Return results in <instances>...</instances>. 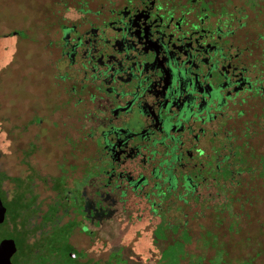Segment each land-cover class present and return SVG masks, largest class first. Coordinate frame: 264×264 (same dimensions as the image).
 <instances>
[{
  "label": "flooded vegetation",
  "instance_id": "obj_1",
  "mask_svg": "<svg viewBox=\"0 0 264 264\" xmlns=\"http://www.w3.org/2000/svg\"><path fill=\"white\" fill-rule=\"evenodd\" d=\"M14 1L44 24L33 23L41 50L31 66L9 64L16 35L0 0V244H13L9 264L58 261L46 229L54 214L78 215L84 227L81 215L108 212L147 232L160 216L208 219L234 197L264 202V0ZM43 110L66 126L73 145L63 150L79 159L71 210L67 180L42 184L54 175L35 143ZM78 238L60 248L70 259L85 243Z\"/></svg>",
  "mask_w": 264,
  "mask_h": 264
},
{
  "label": "rangeland",
  "instance_id": "obj_2",
  "mask_svg": "<svg viewBox=\"0 0 264 264\" xmlns=\"http://www.w3.org/2000/svg\"><path fill=\"white\" fill-rule=\"evenodd\" d=\"M5 1H9L8 9L4 11L11 20L9 31L16 35L14 40L9 38L10 44L16 42L15 47L11 46L9 50V64L17 62V65H20L19 58H22L25 59L26 67L31 66L33 61L29 60L31 52L40 48L37 35L42 28V26L36 27L33 23L44 24V19L43 22H38L40 11L36 8L27 6L25 11L23 9L17 11L21 9L18 1ZM29 2L31 0H26V4ZM40 2L43 6L48 0H40ZM27 15L32 22L27 20ZM13 18L15 19L12 21ZM19 51L20 55L16 57ZM42 66H44L43 61ZM42 76L44 78V73ZM1 81L0 79V83ZM22 85L28 86L27 81L22 80ZM20 89L22 90L21 84ZM39 89L42 96H46L45 92L43 93L44 87L39 86ZM33 90H28V93L31 94ZM14 123L19 127L22 126V122L17 119ZM26 124L24 123L23 127L27 128ZM36 125L35 143L40 148L42 169L50 167L54 170V175L50 176L51 172H48L49 174L43 177L42 184L49 182L61 185L67 180L68 185L64 188L67 202L64 201V206L71 210L74 206L72 198L77 189L74 167L79 159L76 154L67 152L63 148L72 146L73 141L68 136L66 126L58 124L56 119L45 114L44 110L41 119L36 120ZM14 130L18 132L16 128ZM257 172L264 178V157L259 162ZM257 207L263 211L256 212ZM217 209L223 212H214L208 219L201 216L193 218L160 216L155 218L147 232L133 226V218L117 219L108 212L101 213L97 217L93 211L86 212L85 216L81 215L82 219L86 218L89 221L84 227H81L78 215L69 216L63 222L59 215L54 214L55 219L46 224V229L49 231L47 239L56 244L53 253L57 255L53 259L58 261L54 264H75L76 259L84 260L82 264H253L256 259L261 260L262 263L254 264H264L262 197L259 198L257 195H247L241 199L234 197L229 204H218ZM43 212L42 222L52 220V217L47 219ZM191 225H193L192 230L188 228ZM116 230L124 232L126 238H117ZM78 237L84 238L85 243L79 245L81 250L72 249L76 259L72 256L70 259L68 251L60 248L68 238L70 242H76L79 240Z\"/></svg>",
  "mask_w": 264,
  "mask_h": 264
},
{
  "label": "water",
  "instance_id": "obj_3",
  "mask_svg": "<svg viewBox=\"0 0 264 264\" xmlns=\"http://www.w3.org/2000/svg\"><path fill=\"white\" fill-rule=\"evenodd\" d=\"M6 244V243H5ZM0 244V264H9L8 258L13 251V244Z\"/></svg>",
  "mask_w": 264,
  "mask_h": 264
},
{
  "label": "trees",
  "instance_id": "obj_4",
  "mask_svg": "<svg viewBox=\"0 0 264 264\" xmlns=\"http://www.w3.org/2000/svg\"><path fill=\"white\" fill-rule=\"evenodd\" d=\"M256 260H258V259H256ZM256 260L254 261V263H255V262H258V261H256ZM259 261H261V260H259ZM254 263H253V264H254ZM261 263H262V262H261Z\"/></svg>",
  "mask_w": 264,
  "mask_h": 264
}]
</instances>
